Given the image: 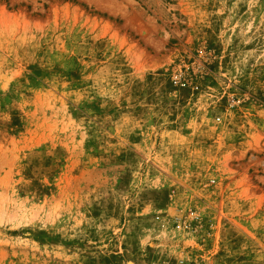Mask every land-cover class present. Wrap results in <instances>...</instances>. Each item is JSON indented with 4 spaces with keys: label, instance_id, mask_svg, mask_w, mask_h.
<instances>
[{
    "label": "rangeland",
    "instance_id": "rangeland-1",
    "mask_svg": "<svg viewBox=\"0 0 264 264\" xmlns=\"http://www.w3.org/2000/svg\"><path fill=\"white\" fill-rule=\"evenodd\" d=\"M0 264H264V0H0Z\"/></svg>",
    "mask_w": 264,
    "mask_h": 264
}]
</instances>
